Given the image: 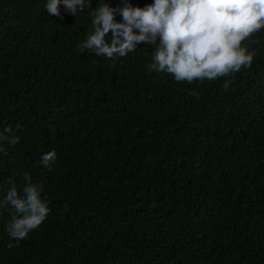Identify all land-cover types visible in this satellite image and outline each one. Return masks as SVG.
Listing matches in <instances>:
<instances>
[{
    "label": "trees",
    "instance_id": "trees-1",
    "mask_svg": "<svg viewBox=\"0 0 264 264\" xmlns=\"http://www.w3.org/2000/svg\"><path fill=\"white\" fill-rule=\"evenodd\" d=\"M46 3L0 0V132L19 138L0 141V201L28 173L50 208L18 244L0 208V264H264V29L251 68L176 82L148 72L155 45L81 52L89 9Z\"/></svg>",
    "mask_w": 264,
    "mask_h": 264
},
{
    "label": "clouds",
    "instance_id": "clouds-1",
    "mask_svg": "<svg viewBox=\"0 0 264 264\" xmlns=\"http://www.w3.org/2000/svg\"><path fill=\"white\" fill-rule=\"evenodd\" d=\"M122 3V7L113 8L99 0V6L92 9L91 0H47L45 9L56 17L61 15V5L74 17L89 9L92 31L78 44L81 52L87 50L114 61L134 52L141 43L155 45L148 72L171 74L176 82L213 81L252 66L256 51L242 43L264 29V0H154L144 8L133 7L127 0ZM117 14L122 22L116 21ZM109 33L110 43L106 39ZM230 83L225 79V91ZM192 95L198 97L196 91ZM11 132L10 127L0 132V141L15 146L19 138L9 135ZM4 151L0 147V152ZM56 158L53 150L43 154L41 162L51 168ZM22 179L24 186L19 192L10 177V188L0 201V208L15 210L7 230L17 244L50 213L47 200L41 198V185L33 183L28 173Z\"/></svg>",
    "mask_w": 264,
    "mask_h": 264
}]
</instances>
